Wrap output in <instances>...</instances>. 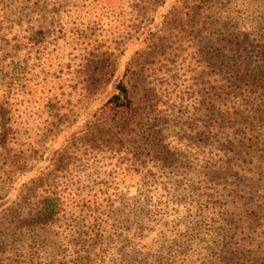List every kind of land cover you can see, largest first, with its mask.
<instances>
[{
	"label": "rangeland",
	"instance_id": "374dc122",
	"mask_svg": "<svg viewBox=\"0 0 264 264\" xmlns=\"http://www.w3.org/2000/svg\"><path fill=\"white\" fill-rule=\"evenodd\" d=\"M252 75L264 0H0V264H264Z\"/></svg>",
	"mask_w": 264,
	"mask_h": 264
},
{
	"label": "trees",
	"instance_id": "16d2710c",
	"mask_svg": "<svg viewBox=\"0 0 264 264\" xmlns=\"http://www.w3.org/2000/svg\"><path fill=\"white\" fill-rule=\"evenodd\" d=\"M251 79L253 81L264 82V75H252ZM106 104L108 105V109L113 115H119L120 117L126 116L131 119L134 118L136 120L137 127H139L141 130L140 136L146 134V131H143L144 124L141 119H139V116L141 114L140 107L136 104L132 96L131 86L127 82L121 80L116 84L115 91L107 99ZM118 118L113 119L114 125L118 126ZM136 141L138 142L137 145L140 146V144L142 143V137H139Z\"/></svg>",
	"mask_w": 264,
	"mask_h": 264
}]
</instances>
